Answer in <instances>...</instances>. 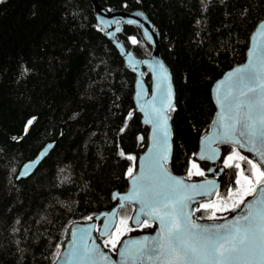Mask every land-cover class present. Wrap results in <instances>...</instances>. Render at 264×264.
<instances>
[{"label":"trees","instance_id":"obj_1","mask_svg":"<svg viewBox=\"0 0 264 264\" xmlns=\"http://www.w3.org/2000/svg\"><path fill=\"white\" fill-rule=\"evenodd\" d=\"M98 2L108 9H140L158 31L175 92L167 166L187 178L202 177L194 174L195 164L207 175L209 163L196 152L215 113L211 85L245 59L250 34L264 18V0ZM118 39L137 56L152 51L136 24H123ZM144 80L149 84L147 70ZM134 81L96 24L89 0H0V264H52L69 224L110 209L112 190L126 189L128 169H136L148 132L135 110ZM48 142L53 145L34 171L17 179L21 164ZM232 152L233 146H221V185L211 199L193 205L195 216L212 214L200 205L226 198L237 188L240 170L250 176V165L238 158L233 164L240 169L224 166ZM132 210L128 203L118 210L104 243L118 228L123 235L138 231L129 219L131 231L120 223Z\"/></svg>","mask_w":264,"mask_h":264},{"label":"snow or ice","instance_id":"obj_2","mask_svg":"<svg viewBox=\"0 0 264 264\" xmlns=\"http://www.w3.org/2000/svg\"><path fill=\"white\" fill-rule=\"evenodd\" d=\"M127 23L136 22L128 20ZM260 34L264 38V28L261 29ZM148 38L151 39L150 36ZM131 42L137 44L134 37L131 38ZM160 78L164 82L169 80L162 64ZM227 80L231 83L223 100L219 99L220 85L217 86L218 103L221 106L220 119L214 122L219 123L221 128L217 139L221 143L233 145V152L224 160V166L240 169L239 163L233 164V161L238 158L250 165L251 174L244 175V171L240 170L237 173L235 190L229 189L227 197L221 198L219 204L205 203L200 207L213 209L212 214L207 217L208 220L213 221L220 219L216 216L217 211L241 210V214L226 223L201 225L193 221L190 218L191 212L185 211L186 201L192 199L191 196L184 194L187 186L184 185L183 180L172 177L164 168L168 160V149L165 147L154 158L142 164L140 174L133 176V168L128 169V175L133 179V191L123 199L137 200L141 205L140 212L159 221L160 233L153 241L136 242L140 244V247L135 252L122 251L120 255L125 259L136 261L147 257L150 260L155 259L159 264H264V170H262L264 169V150H262L264 149V46L259 49H250L248 63L229 73ZM157 87L159 88L160 85L158 84ZM167 95L169 102L164 107L174 110L171 104L170 84ZM152 112L157 117V126L162 128V139L167 145L168 117L162 116L161 109L153 108ZM131 115L132 113H129V117ZM31 123L32 121L29 120L28 124ZM257 143L262 146V149L256 148ZM245 144L252 146L249 151H255L261 162L254 163L252 159L236 151V146L244 148ZM120 155L125 154L121 151ZM214 157L215 151L213 156L208 158ZM126 158L136 159L133 156ZM193 168L197 169L195 175H204L197 165L193 164ZM188 175L191 177L193 172L190 170ZM196 187L192 186L193 191ZM257 192L259 196H256ZM206 194L207 192H195V195ZM249 196L255 198L252 201H246L245 198ZM114 198L117 197L114 196ZM225 199L232 201L230 206H226ZM140 218L139 213L134 217L137 221ZM128 219L133 218H123L120 223L131 231L127 228ZM145 226L150 225L145 222ZM121 235L123 232L118 228L113 234V239L105 241V244L111 243L115 248ZM96 251L97 249L85 247L80 260H87L89 264H92L91 257ZM57 256L59 257V253Z\"/></svg>","mask_w":264,"mask_h":264},{"label":"water","instance_id":"obj_3","mask_svg":"<svg viewBox=\"0 0 264 264\" xmlns=\"http://www.w3.org/2000/svg\"><path fill=\"white\" fill-rule=\"evenodd\" d=\"M94 9V15L96 24L103 29L104 34L108 37L113 45L117 48L120 55L123 57L125 65L135 74L134 81V93L133 100L135 110L139 112L141 122L148 126L147 132V144L144 150L138 155L136 162V169L133 172V176L140 174L141 166L147 160L154 158L158 153L162 152L165 147L168 149L169 162L172 154V130L169 119V108L164 107L169 102L167 95L168 85H171L172 96L171 104L174 105V86L172 83L171 73L166 66L162 58L160 57V40L159 34L152 22L146 16V14L140 9H108L106 6L101 5L98 0H89ZM128 20L135 21L140 27L144 39L151 45L152 51L148 56H137L131 49L126 48L123 43L118 39V33L123 24ZM118 21L119 23H115ZM264 28V18L260 20L249 37V43L246 50L245 59L226 69L218 78H216L211 85V96L215 104V113L209 129L199 138L198 148L196 156L199 159L206 160L209 165L206 169L207 175L199 178H187L180 174L174 173L164 164V168L168 173L177 179H181L184 185L187 186L184 190V194L191 196L192 199L186 201L187 208L185 211L191 212V219L201 225H211L213 223H226L230 220H234L241 214V210L228 211L225 216L219 217L215 221L208 220L207 218H194L193 205L201 200H209L216 193L221 185V178L223 174V166L219 165V159L221 154V146L229 143H221L217 137L221 132V128L218 122L221 115V106L218 103L217 86L220 85L219 99L223 100L224 94L229 88L231 82L227 80L228 74L234 72L237 68L243 67L248 63L249 52L252 48L264 46V38L261 37V29ZM119 29V31H117ZM147 33L148 35L146 36ZM151 37V39L148 38ZM163 65L166 70L169 80L167 82L162 81L160 78V65ZM134 65V67H133ZM145 70L149 73L150 82L144 80ZM160 85L158 88L157 85ZM157 108L162 110V116L168 117L169 137L167 139V145L164 144L162 139V128L157 126V117L153 115L152 109ZM228 115V113H225ZM162 116L160 117L162 119ZM151 121V122H149ZM53 143L48 142L41 147L33 158L24 161L18 169L16 178H23L30 175L34 169L38 166L42 158L48 153ZM251 145L245 144L244 148L236 146V148L248 153L249 156L255 159L258 163L260 161L259 155L255 151H249ZM256 148L262 149V146L257 143ZM264 150V149H262ZM214 158H208L213 156ZM203 157V158H202ZM27 173L23 175L22 173ZM213 173V174H212ZM211 182V183H208ZM197 186L193 191L192 186ZM200 186H203L202 188ZM133 191V179L128 177V183L125 190L114 189L111 192V198L115 202L114 205L107 210H102L93 216L91 219L74 220L72 221L66 231V238L64 239L62 246L59 250V257L57 256L52 264H89L87 260H80V256L85 247L89 249H97L91 257L92 264H159L155 259H148L147 257L132 261L125 259L120 255L122 251L135 252L140 247L139 243L144 241H153L158 237L160 233V224L158 220L145 216L140 212L141 205L137 200H125L123 197L129 196ZM195 192H207L206 195H195ZM117 197V198H114ZM256 196H259L257 192ZM255 197H246V201H252ZM126 203L133 206V210L130 214V223L134 227H138L142 221H147L150 226L141 231L131 232L123 235L117 243L114 250L102 244L101 240L107 237L113 230L117 222L118 210ZM243 209V206H241ZM140 214V220L137 221L134 217ZM105 225H108L107 227ZM104 233V235H101ZM147 247V245H146ZM106 257V258H105Z\"/></svg>","mask_w":264,"mask_h":264},{"label":"rangeland","instance_id":"obj_4","mask_svg":"<svg viewBox=\"0 0 264 264\" xmlns=\"http://www.w3.org/2000/svg\"><path fill=\"white\" fill-rule=\"evenodd\" d=\"M229 203V204H228ZM232 203V201H229V202H225V204L227 205H230ZM138 227H140L139 229H138V231H141V229H143V228H141V226L139 225ZM101 242H102V244H104L105 245V243H104V241L103 240H101Z\"/></svg>","mask_w":264,"mask_h":264},{"label":"flooded vegetation","instance_id":"obj_5","mask_svg":"<svg viewBox=\"0 0 264 264\" xmlns=\"http://www.w3.org/2000/svg\"><path fill=\"white\" fill-rule=\"evenodd\" d=\"M209 165V164H208ZM213 174V173H212ZM201 200H205V199H201ZM200 201V200H199ZM217 217H220V215L216 214ZM208 216H204V217H201V216H198V215H194V218H207Z\"/></svg>","mask_w":264,"mask_h":264}]
</instances>
